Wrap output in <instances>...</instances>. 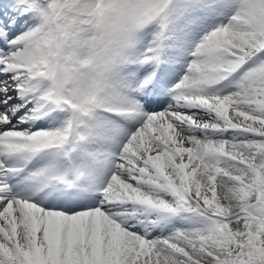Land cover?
Returning <instances> with one entry per match:
<instances>
[{"label": "snow or ice", "instance_id": "obj_1", "mask_svg": "<svg viewBox=\"0 0 264 264\" xmlns=\"http://www.w3.org/2000/svg\"><path fill=\"white\" fill-rule=\"evenodd\" d=\"M0 264H264V0H0Z\"/></svg>", "mask_w": 264, "mask_h": 264}]
</instances>
